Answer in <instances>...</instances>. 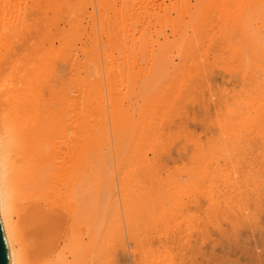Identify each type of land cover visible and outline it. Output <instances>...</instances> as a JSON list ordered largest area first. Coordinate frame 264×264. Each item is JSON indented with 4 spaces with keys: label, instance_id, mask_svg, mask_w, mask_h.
Listing matches in <instances>:
<instances>
[{
    "label": "bare ground",
    "instance_id": "6f19581e",
    "mask_svg": "<svg viewBox=\"0 0 264 264\" xmlns=\"http://www.w3.org/2000/svg\"><path fill=\"white\" fill-rule=\"evenodd\" d=\"M0 138L11 264H199L264 213V0H0Z\"/></svg>",
    "mask_w": 264,
    "mask_h": 264
},
{
    "label": "rangeland",
    "instance_id": "374dc122",
    "mask_svg": "<svg viewBox=\"0 0 264 264\" xmlns=\"http://www.w3.org/2000/svg\"><path fill=\"white\" fill-rule=\"evenodd\" d=\"M230 73L231 72L226 71L225 68H223L221 66H217V77L214 80V85H213L214 86V89H218L219 85H221V86L223 85L222 87H225L224 84H226L227 85L226 87L227 88L229 87L228 89L233 90L234 88H236V90H239L241 88V85L236 80L237 77L236 76H233ZM207 95H209V92H207ZM213 109H214V106H213ZM196 110H198V108ZM193 126H195V125L193 124ZM196 126H195V128L198 129L199 126L197 124H196ZM249 220L253 221L252 223L254 225H256V224H260V225L257 226L256 228H253L255 226H252V227L251 226H247V224H248V222H247V223H245L246 225L244 224V226L242 225L243 227L241 226V228L239 229V231L236 232L235 229H234L232 231V234L230 232L227 235L222 234L220 231H215L214 232V237H216V239H212V241H210V239H209V240H207V242H203L204 244L203 243H202L203 245L201 244L202 245V251L205 248L206 249L204 250V252H202L201 249H199L200 251H198V252L195 253V259H197V258L199 259L198 260L199 261V264H202V263L203 264H206V263H209V264H236L238 262L240 263L241 261H242V263H240V264H254V263L255 264H261L262 259L264 260V258H263V256H264V246H263V244H260L259 245V243H262L263 242V239H264V230H263L264 229L263 228L264 227V213L261 214V216L258 219L259 220L258 222H256V219H254V220L249 219ZM241 224H243V222ZM243 228H244V230H243ZM228 235H229V238H228ZM216 240H218L220 242L219 243H216L215 242ZM240 240H241L242 244H241ZM225 241H226V243H225ZM210 242L211 243L213 242V243L210 245L209 244ZM229 242H230V244H229ZM243 243H245V245H247L246 248L250 245L249 246L250 248L248 247L247 248V251L243 249L244 246H245V245H243ZM214 244H215V247H212V246H214ZM216 244H218V245L216 246ZM234 244H236V245H234ZM221 246H223V247H221ZM236 246L238 248L239 247H242V248H239L238 249ZM255 248L257 249L258 253H261L262 252V256L261 255L259 256V254L257 253L256 250H252V249H255ZM207 249H209L211 251V254H212V250H213V254H217L216 257L219 256V258L221 260H219V259L216 260L215 259V256L214 257L213 256H210V254H209L210 251L207 250ZM206 250H207V252H206ZM259 251H261V252H259ZM200 252H201V254H200ZM205 252H206V254H205ZM228 252H229L230 255L228 254ZM250 252H252V253H250ZM199 254L200 255H203V256L200 257ZM197 256H199V257H197ZM204 256H206V257H204ZM208 256L209 257H212L213 260H212V258L211 259L208 258ZM230 257L232 258V260L233 259L234 260L232 261ZM235 259H238L237 262L235 261ZM194 261L192 262L193 264H198V262L196 263V260H194ZM200 261H203V262H200ZM219 261H222V263H220ZM192 263H189V264H192ZM262 264H264V262H262Z\"/></svg>",
    "mask_w": 264,
    "mask_h": 264
},
{
    "label": "clouds",
    "instance_id": "9594fccd",
    "mask_svg": "<svg viewBox=\"0 0 264 264\" xmlns=\"http://www.w3.org/2000/svg\"><path fill=\"white\" fill-rule=\"evenodd\" d=\"M12 150V142L0 138V191L6 190L8 186Z\"/></svg>",
    "mask_w": 264,
    "mask_h": 264
},
{
    "label": "water",
    "instance_id": "95a60500",
    "mask_svg": "<svg viewBox=\"0 0 264 264\" xmlns=\"http://www.w3.org/2000/svg\"><path fill=\"white\" fill-rule=\"evenodd\" d=\"M0 264H11L9 245L2 226L1 217H0Z\"/></svg>",
    "mask_w": 264,
    "mask_h": 264
}]
</instances>
